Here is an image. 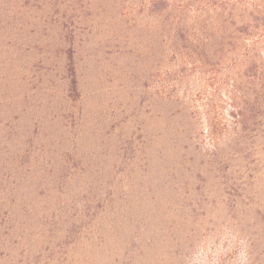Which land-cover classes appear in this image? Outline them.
<instances>
[{
	"label": "rangeland",
	"instance_id": "rangeland-1",
	"mask_svg": "<svg viewBox=\"0 0 264 264\" xmlns=\"http://www.w3.org/2000/svg\"><path fill=\"white\" fill-rule=\"evenodd\" d=\"M0 264H264V0H0Z\"/></svg>",
	"mask_w": 264,
	"mask_h": 264
}]
</instances>
